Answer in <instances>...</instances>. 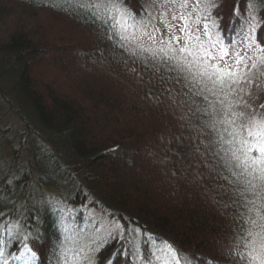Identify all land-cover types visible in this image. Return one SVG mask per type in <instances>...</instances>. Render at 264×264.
<instances>
[{
  "label": "trees",
  "instance_id": "1",
  "mask_svg": "<svg viewBox=\"0 0 264 264\" xmlns=\"http://www.w3.org/2000/svg\"><path fill=\"white\" fill-rule=\"evenodd\" d=\"M96 2L0 0V110L20 123L0 125V264H236L237 217L255 214L221 179L234 180L203 82L185 87L174 61L122 46ZM145 2L128 0L137 18ZM207 3L199 18L225 45L252 22L246 52L264 50V0ZM247 91L264 113V91ZM219 98L222 113L236 103Z\"/></svg>",
  "mask_w": 264,
  "mask_h": 264
},
{
  "label": "snow or ice",
  "instance_id": "2",
  "mask_svg": "<svg viewBox=\"0 0 264 264\" xmlns=\"http://www.w3.org/2000/svg\"><path fill=\"white\" fill-rule=\"evenodd\" d=\"M203 2L204 0H151L150 4L141 3L139 11L145 13L147 22L143 18L137 20L139 12L131 10L128 0H97L87 10L99 16V7L104 8L108 13L107 22L111 23L113 34L119 38L122 46L127 47L131 42L130 37L141 41L146 38L157 45L155 49L140 50L150 52L153 60L157 59L158 54H162L159 56V63L165 66L174 61L170 70L181 74L185 87L201 85L203 82L196 93L207 104L203 112L214 121L219 115L221 118L216 122L226 125L222 131L216 128V122L211 125L217 135L214 143L222 145V159L227 161V170L234 178L232 180L221 176V179L228 180L230 184L241 185L233 189L234 194L240 198L233 200V204H239L240 208L255 214L247 217L243 213L238 215V251H230L229 256L236 264H264V203L259 206L256 204L257 199L264 201V113L251 110L253 96L250 91L246 92L250 87H255L257 92L264 91L257 79L264 77V61L257 64L246 53L247 47H257L252 36L254 24L240 41L244 51L238 50L231 41L228 45H221L219 40H210L211 48L206 47L202 37L209 35V25L203 23L201 27V18L194 19L190 11L191 7ZM149 8L151 11H148ZM113 10L115 15H111ZM203 19L207 20V16ZM212 26L224 31L219 29L215 21ZM129 27L135 28L138 35H125ZM108 38L111 39V36ZM244 40L252 43L244 45ZM259 43L264 44V41ZM217 48L219 51H215ZM177 52L181 55H176ZM132 54L135 55V51ZM221 95L225 98L230 95L236 101L234 105H228L227 113L216 108V104L224 106V101L219 98ZM210 96L217 97L215 103L209 99ZM260 107L264 108V105ZM208 109H212V112ZM245 193H251L253 198H248ZM245 248L248 250L245 251Z\"/></svg>",
  "mask_w": 264,
  "mask_h": 264
},
{
  "label": "rangeland",
  "instance_id": "3",
  "mask_svg": "<svg viewBox=\"0 0 264 264\" xmlns=\"http://www.w3.org/2000/svg\"><path fill=\"white\" fill-rule=\"evenodd\" d=\"M209 0H204L203 3L199 4L198 6H194V7H191L190 8V11L193 15V18H199V13L200 11L204 10V7H206V5L208 4ZM151 3V2H149ZM148 11H151V9L149 8ZM145 15V14H144ZM143 15V16H144ZM143 16H141V18H143V20L146 22L147 21V17L144 18ZM146 16V15H145ZM137 20L139 21L140 18L138 17ZM131 23V22H130ZM203 23L201 21V27L203 26ZM252 23V22H251ZM248 23L244 26H240L239 30H238V33L231 39V44L235 47H237L238 50H241V51H244V47L243 45H241L240 41L242 40V38L244 37V35H246L248 32H249V28L251 25H253V23ZM209 25V24H208ZM217 31L215 27L212 26V24L209 25V35L208 36H203L202 37V41L204 43V45L208 48H211V44L209 43L210 40L212 41H216V40H219L220 44L221 45H225L224 42L221 40V38L219 37V35L217 34ZM129 33H133V34H137L138 33L136 32V29L133 28V27H129L127 29V32L125 33V35L129 34ZM130 44L132 46H137V47H149V48H152L154 46H156L155 44H153L151 41L147 40L146 38L144 40H135V39H132L130 37ZM250 41L248 40H244V45H248ZM249 48V47H247ZM215 51H219V49L217 48ZM247 51V49H246ZM247 53V52H246ZM247 55L249 57H251L252 61L253 59H257V57H263L264 56V50L260 49L258 47V49H255L254 51L251 52V54H248ZM229 62H231V60H229ZM210 63H214V61H210ZM13 108L15 109V106H13ZM5 107L3 108V110H0V125L2 127H6L5 128V131L10 127V126H13V129L15 131V133H17L18 129H19V122L16 118V116H13L12 114H10L8 112L7 109H5ZM7 113L5 116L3 114ZM9 130V129H8ZM11 133V132H10ZM9 134V133H8ZM10 137L13 138L14 136L12 135V133L10 134ZM13 146L14 148L16 149L18 147V141L16 139L13 140Z\"/></svg>",
  "mask_w": 264,
  "mask_h": 264
},
{
  "label": "bare ground",
  "instance_id": "4",
  "mask_svg": "<svg viewBox=\"0 0 264 264\" xmlns=\"http://www.w3.org/2000/svg\"><path fill=\"white\" fill-rule=\"evenodd\" d=\"M93 53V52H92ZM89 53L88 52H86L85 53V55H84V57L87 59V57H89ZM95 55H96V53H95ZM93 56H94V54H93ZM84 57H83V59H84ZM78 62V63H77ZM77 62L75 63V62H73V66L75 67V66H77L78 64H80V62H81V60L80 59H77ZM78 67V66H77ZM1 84L3 85V86H5V84H4V81H1Z\"/></svg>",
  "mask_w": 264,
  "mask_h": 264
}]
</instances>
